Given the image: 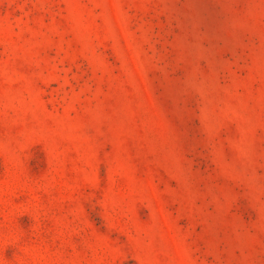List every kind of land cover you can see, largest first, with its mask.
<instances>
[{
    "label": "rangeland",
    "instance_id": "1",
    "mask_svg": "<svg viewBox=\"0 0 264 264\" xmlns=\"http://www.w3.org/2000/svg\"><path fill=\"white\" fill-rule=\"evenodd\" d=\"M0 264H264V0H0Z\"/></svg>",
    "mask_w": 264,
    "mask_h": 264
}]
</instances>
